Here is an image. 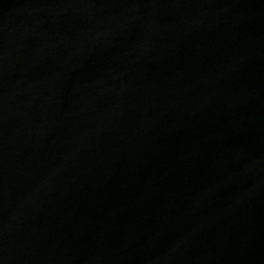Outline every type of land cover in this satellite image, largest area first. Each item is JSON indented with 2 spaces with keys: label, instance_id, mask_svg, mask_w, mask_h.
<instances>
[{
  "label": "water",
  "instance_id": "obj_1",
  "mask_svg": "<svg viewBox=\"0 0 264 264\" xmlns=\"http://www.w3.org/2000/svg\"><path fill=\"white\" fill-rule=\"evenodd\" d=\"M0 264H264V0H0Z\"/></svg>",
  "mask_w": 264,
  "mask_h": 264
}]
</instances>
